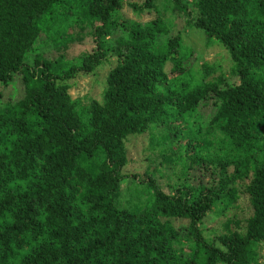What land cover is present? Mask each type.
<instances>
[{
    "label": "trees",
    "instance_id": "1",
    "mask_svg": "<svg viewBox=\"0 0 264 264\" xmlns=\"http://www.w3.org/2000/svg\"><path fill=\"white\" fill-rule=\"evenodd\" d=\"M160 1L132 8L157 12ZM168 1L187 30L228 52L235 80L180 66V31L124 20V0H0V85L17 77L23 88L0 105V264H264V0ZM91 20L95 50L67 61L62 30ZM42 35L59 59L43 58ZM110 58L101 101L73 100L72 81ZM203 104L214 112L194 127ZM185 127L195 138L181 145ZM155 130L153 143L167 145L159 156L181 166L170 194L153 172L122 174L130 137ZM191 172L208 181L194 185ZM241 189L244 227L230 220L207 239L204 220L233 208Z\"/></svg>",
    "mask_w": 264,
    "mask_h": 264
},
{
    "label": "rangeland",
    "instance_id": "2",
    "mask_svg": "<svg viewBox=\"0 0 264 264\" xmlns=\"http://www.w3.org/2000/svg\"><path fill=\"white\" fill-rule=\"evenodd\" d=\"M145 0H124V7L121 11V17L124 20H130L140 23L143 26H149L150 23L160 18L167 24H171L174 34L180 31L183 36L182 55H187L189 60L182 61L180 66L186 67L191 70L193 75L198 76L202 71L203 66H213L217 72L215 77L226 76L228 81L235 80L231 76L232 63L227 51L215 43H210L202 33L195 30H187L185 21L182 15L170 10L169 1L162 0L158 4L157 12H143L136 14L132 8V5L143 6ZM93 27H89L87 24L74 22L71 25L68 24L62 30L59 37V43L66 44L62 46V52L67 61L76 63L77 59L85 53L93 52L96 48V37L94 34V27L99 24L91 20ZM121 32L114 34L113 38H118ZM113 40V39H112ZM48 39L45 35H42L37 46L38 50L43 52V58L46 60H57L60 57V50L51 45L47 48ZM52 44V43H51ZM46 47V48H45ZM116 65L115 58H110L103 69H101L96 75L86 77L84 75L78 76L72 81V88L69 91L73 100H79L83 106H88L91 100L101 101L102 93L104 90V82L110 70ZM175 66L169 64L166 68L170 77H175ZM23 94V88L20 80L16 77L13 83L9 87L0 85V105L9 101H15L21 98ZM214 112V108L211 104H203L191 117L192 125L198 127L207 122ZM160 130H155L152 133H146L142 136H132L127 142V152L129 156V164L124 168L122 174L124 176L137 175L146 179L145 173L149 171L155 174V180L160 187L168 194H170L171 187H173L177 181V177L180 174L181 166L172 164L175 162L172 158V163L165 162L160 156L159 151L167 145L159 147L156 143H153L154 138H158L162 135ZM195 138L192 128L185 127L183 133L179 136L181 145H186L189 140ZM153 163H156L154 165ZM179 166V167H178ZM200 179L208 181V177H202L201 173L191 172L189 179L196 185ZM126 188V185L124 186ZM252 209L247 197L243 194L241 189V197L236 205L231 209H223L222 213L215 211L209 215L201 225V230L204 236L211 240L216 235L227 234L228 223L232 220L231 229L240 230L244 227V222L251 216ZM186 249V248H185ZM262 262L264 263V246L262 254Z\"/></svg>",
    "mask_w": 264,
    "mask_h": 264
}]
</instances>
